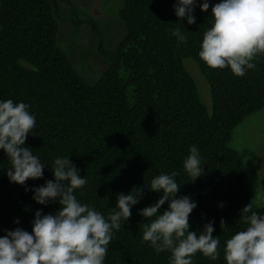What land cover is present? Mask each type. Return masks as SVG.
<instances>
[{
    "label": "trees",
    "instance_id": "1",
    "mask_svg": "<svg viewBox=\"0 0 264 264\" xmlns=\"http://www.w3.org/2000/svg\"><path fill=\"white\" fill-rule=\"evenodd\" d=\"M218 2L210 0L207 12L195 7L196 23L188 24L187 18L175 15L176 0H122L118 17L125 34L112 51L98 42L97 54L107 64L90 84L60 45L51 0H0V99L30 105L37 123L25 146L46 164L43 178L28 179L25 185L10 182V161L0 149V236L17 227L31 232L36 210L48 214L59 209L58 202L39 204L25 188L54 179L48 164L69 155L88 180L77 189V198L105 216L115 207L118 193L144 187L131 217L115 231L105 264H169L170 252L157 254L142 241L149 220L139 209L162 195L147 188L151 179L172 171L179 173L177 196L197 202L189 216L190 231L212 221L213 235L221 241L217 260L197 252L194 264H226L224 242L245 227L243 207L251 203L253 210L264 213L249 186L250 167L228 145L233 129L264 108V55L244 76L230 68H211L199 57L211 5ZM176 27L188 36L187 43L171 34ZM188 57L209 85L210 111L184 66ZM192 145L204 164L194 181L183 167ZM167 207L166 202L160 211Z\"/></svg>",
    "mask_w": 264,
    "mask_h": 264
},
{
    "label": "clouds",
    "instance_id": "2",
    "mask_svg": "<svg viewBox=\"0 0 264 264\" xmlns=\"http://www.w3.org/2000/svg\"><path fill=\"white\" fill-rule=\"evenodd\" d=\"M197 6L207 12L210 0H176L173 8L179 19L187 18L188 24H194ZM211 14L199 57L211 68H230L236 76L254 70V61L264 55V0H219L211 5ZM171 34L181 44L188 41L179 27ZM36 123L28 103L0 99V149L10 161L6 173L10 182L25 185L28 179L44 176L46 164L25 146L29 133L35 134ZM202 159L198 147L190 146L183 167L192 181L204 172ZM48 165L54 179L25 190H31L39 204L52 201L60 207L48 214L36 210L31 232L20 227L5 229L6 234L0 236V264H105L115 231L131 217L132 207L143 198L144 187L134 186L127 194L118 193L115 207L105 216L94 205L77 198V189H83L88 180L80 175L69 155L57 156ZM178 175L176 171L161 172L151 179L147 188L162 195L154 204L139 209L149 220L143 225L142 241L157 254L170 252L169 264H194L197 252L217 260L221 241L213 235L214 222L205 223L202 230L190 231L189 216L197 202L188 195L177 196L181 187ZM166 202L168 207L161 212ZM241 213L245 227L224 242L226 264H264V213L253 210L251 203Z\"/></svg>",
    "mask_w": 264,
    "mask_h": 264
},
{
    "label": "rangeland",
    "instance_id": "3",
    "mask_svg": "<svg viewBox=\"0 0 264 264\" xmlns=\"http://www.w3.org/2000/svg\"><path fill=\"white\" fill-rule=\"evenodd\" d=\"M59 22V42L74 67L93 84L106 69L107 60L97 54V44L114 50L125 34L118 17L122 0H51ZM184 66L196 82L202 103L211 110L212 100L198 64L184 59ZM229 147L237 150L250 167L249 186L257 204L264 206V108L246 116L232 131ZM247 167V168H248Z\"/></svg>",
    "mask_w": 264,
    "mask_h": 264
}]
</instances>
